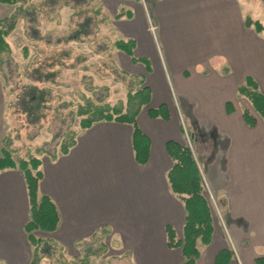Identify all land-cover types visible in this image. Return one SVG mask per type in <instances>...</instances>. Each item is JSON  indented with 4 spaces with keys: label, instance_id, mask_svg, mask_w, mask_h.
Segmentation results:
<instances>
[{
    "label": "crops",
    "instance_id": "0c3cea01",
    "mask_svg": "<svg viewBox=\"0 0 264 264\" xmlns=\"http://www.w3.org/2000/svg\"><path fill=\"white\" fill-rule=\"evenodd\" d=\"M101 1L114 6L108 11L118 38L135 42L136 63L119 52L122 70L142 74L150 90L137 116L148 160L135 161L132 127L115 121L94 123L67 154L41 158L38 192L59 215L56 231L45 234L70 254L105 231L109 245L132 255V264H181L180 249H169L165 235L170 226L181 237L185 218L166 177L172 162L165 145L173 141L189 144L222 213L219 222L212 215L211 243L196 264H214L223 249L233 253L229 264H254L264 251V122L252 110L255 125H247L237 89L250 77L264 96V31L244 27L241 0H150L149 8L134 0ZM3 6L12 8L0 4V15ZM119 6L133 10L132 17L115 20ZM160 106L167 116L151 117ZM29 216L21 171L1 172L0 264L30 263Z\"/></svg>",
    "mask_w": 264,
    "mask_h": 264
},
{
    "label": "rangeland",
    "instance_id": "374dc122",
    "mask_svg": "<svg viewBox=\"0 0 264 264\" xmlns=\"http://www.w3.org/2000/svg\"><path fill=\"white\" fill-rule=\"evenodd\" d=\"M241 1L244 15L264 27V5L259 0ZM139 2H146L148 8L151 5L150 0ZM113 9V5H105L101 0H29L11 9L3 6L0 16L8 18L16 14V19L14 30L6 38L10 54L3 57L0 65V139L1 146H7L14 159L30 156L51 159L60 154L61 145L80 130L78 111L86 101L117 105L126 101L130 89L138 88L139 80L134 77H140L145 84L142 74L132 77L122 70V56L111 46L118 38L111 24L112 11H108ZM122 9L129 8L119 6L117 11ZM149 22L151 27L153 23ZM84 24L89 34L82 35L81 42L64 41ZM38 65L45 67L44 72H56V80L44 86L51 90L44 118L36 125H29L25 115L15 109V99L21 84L28 82L25 72ZM238 106L252 112L245 100ZM205 196L212 215L221 221L218 200L209 195L206 186ZM34 235L42 239L49 237L40 231ZM110 244L109 238L98 232L81 244L79 251L70 254L60 250V245L52 247V255L41 264H76L88 250L99 254L90 257L89 264H132V255L121 253Z\"/></svg>",
    "mask_w": 264,
    "mask_h": 264
},
{
    "label": "trees",
    "instance_id": "16d2710c",
    "mask_svg": "<svg viewBox=\"0 0 264 264\" xmlns=\"http://www.w3.org/2000/svg\"><path fill=\"white\" fill-rule=\"evenodd\" d=\"M29 0H0V4L19 5ZM123 1V0H121ZM140 1V0H134ZM264 5V0H259ZM132 12L129 9H122L114 17L115 20L121 18H131ZM16 14L10 17L0 18V65L3 64V57L10 54V47L6 38L15 28ZM245 28H252L256 33H262L264 27L257 20H252L246 16L243 20ZM84 24L76 31L69 34L65 42L79 43L80 37H86L89 33ZM117 52H121L130 57L132 62H137L133 57L135 42L132 39L118 38L111 44ZM26 52V50H25ZM39 67L25 72L27 83H22L20 93L15 99V109L25 115L29 125L38 124L43 118V112L47 109L51 97V90L44 87L46 84H54L56 72H44L45 67ZM134 77L133 75H129ZM138 88L127 92L125 102L117 105L109 103L99 104L98 102L86 101L84 106L79 107L78 116L80 130L73 134L67 142L61 145L60 154L53 156L55 160L59 155H65L75 145L76 137L94 123L101 121H115L128 124L132 127L131 143L135 161L138 164H146L149 155V144L147 138L142 134L137 125V116L141 109L150 102V90L144 85L140 77ZM238 96L245 99L253 112L264 122V96L258 91L253 79L246 77L243 84L238 89ZM151 117L167 116L164 106L155 110H150ZM243 119L248 126L253 127L255 120L247 111H243ZM165 150L171 159L172 167L167 172V182L170 192L182 203L185 211L184 225L181 237H178L175 230L165 227L166 246L169 249H180L183 261L181 264H196L202 249L211 243L213 234L212 211L205 196V184L197 163V160L188 144L179 145L173 141H168ZM41 160L30 156L27 159H14L12 151L7 146L2 145L0 153V173L6 170L21 171L27 191L29 203V219L24 225V232L32 248L31 260L29 264H41L44 258H50L51 248L58 247V243L52 238H37L35 232L53 233L59 224V215L55 204L46 196H40L38 185L42 178ZM104 233L105 231H99ZM103 245V244H102ZM104 246V245H103ZM105 247V246H104ZM62 250L61 246L59 247ZM98 253L86 251L84 257L78 259L76 264H89L90 257H98ZM233 258L230 249L219 251L214 264H229ZM254 264H264V251L261 256L256 257Z\"/></svg>",
    "mask_w": 264,
    "mask_h": 264
},
{
    "label": "built area",
    "instance_id": "2783aa9c",
    "mask_svg": "<svg viewBox=\"0 0 264 264\" xmlns=\"http://www.w3.org/2000/svg\"><path fill=\"white\" fill-rule=\"evenodd\" d=\"M151 30H154V28H153V27H151Z\"/></svg>",
    "mask_w": 264,
    "mask_h": 264
}]
</instances>
